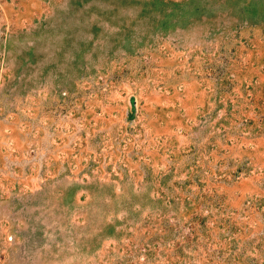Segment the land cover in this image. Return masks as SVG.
Wrapping results in <instances>:
<instances>
[{"label": "rangeland", "instance_id": "obj_1", "mask_svg": "<svg viewBox=\"0 0 264 264\" xmlns=\"http://www.w3.org/2000/svg\"><path fill=\"white\" fill-rule=\"evenodd\" d=\"M0 264H264V0H0Z\"/></svg>", "mask_w": 264, "mask_h": 264}]
</instances>
